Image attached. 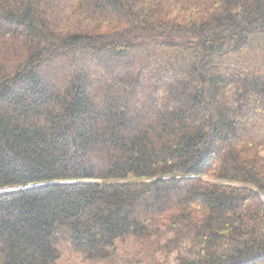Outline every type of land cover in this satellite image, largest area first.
Instances as JSON below:
<instances>
[{"label":"trees","instance_id":"trees-1","mask_svg":"<svg viewBox=\"0 0 264 264\" xmlns=\"http://www.w3.org/2000/svg\"><path fill=\"white\" fill-rule=\"evenodd\" d=\"M12 188L0 264H264V0H0Z\"/></svg>","mask_w":264,"mask_h":264},{"label":"rangeland","instance_id":"rangeland-1","mask_svg":"<svg viewBox=\"0 0 264 264\" xmlns=\"http://www.w3.org/2000/svg\"><path fill=\"white\" fill-rule=\"evenodd\" d=\"M61 249L62 256L55 264H128L124 260L127 256H125L123 249L119 251L120 256L111 259H87L69 241H63Z\"/></svg>","mask_w":264,"mask_h":264},{"label":"water","instance_id":"water-1","mask_svg":"<svg viewBox=\"0 0 264 264\" xmlns=\"http://www.w3.org/2000/svg\"><path fill=\"white\" fill-rule=\"evenodd\" d=\"M31 185L29 186H26V187H30ZM13 190H16L15 188H12V189H6V190H0V192H8V191H13Z\"/></svg>","mask_w":264,"mask_h":264}]
</instances>
